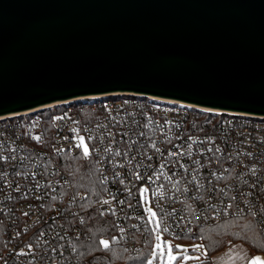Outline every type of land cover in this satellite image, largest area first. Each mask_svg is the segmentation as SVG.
Returning <instances> with one entry per match:
<instances>
[{"label": "built area", "instance_id": "1", "mask_svg": "<svg viewBox=\"0 0 264 264\" xmlns=\"http://www.w3.org/2000/svg\"><path fill=\"white\" fill-rule=\"evenodd\" d=\"M159 98L88 96L0 116V264H117L79 252L88 195L64 154L96 168V206L115 227L103 240L132 256L148 249L145 264H169V245L172 264H213L192 234L200 223L250 216L264 235V116Z\"/></svg>", "mask_w": 264, "mask_h": 264}, {"label": "water", "instance_id": "2", "mask_svg": "<svg viewBox=\"0 0 264 264\" xmlns=\"http://www.w3.org/2000/svg\"><path fill=\"white\" fill-rule=\"evenodd\" d=\"M116 93L264 116V0H0V116Z\"/></svg>", "mask_w": 264, "mask_h": 264}, {"label": "trees", "instance_id": "3", "mask_svg": "<svg viewBox=\"0 0 264 264\" xmlns=\"http://www.w3.org/2000/svg\"><path fill=\"white\" fill-rule=\"evenodd\" d=\"M64 105L50 109L47 116L63 111ZM212 116L211 113L208 114ZM62 167L69 173L75 190L86 191L84 206L85 223L78 243L80 254L86 260L101 259L117 264H145L148 249L142 254L130 255L125 247L113 246L108 249L99 243L105 236L115 231L110 214L98 209L97 202L102 197L103 187L98 180L94 164H89L81 156L64 154ZM200 239L209 250V256L217 253L230 243L245 242L251 250L264 252V235L253 217H232L218 221L200 223L192 233Z\"/></svg>", "mask_w": 264, "mask_h": 264}, {"label": "crops", "instance_id": "4", "mask_svg": "<svg viewBox=\"0 0 264 264\" xmlns=\"http://www.w3.org/2000/svg\"><path fill=\"white\" fill-rule=\"evenodd\" d=\"M264 257V252H255L242 241L230 243L213 254V264H249L253 257Z\"/></svg>", "mask_w": 264, "mask_h": 264}, {"label": "snow or ice", "instance_id": "5", "mask_svg": "<svg viewBox=\"0 0 264 264\" xmlns=\"http://www.w3.org/2000/svg\"><path fill=\"white\" fill-rule=\"evenodd\" d=\"M62 117H57V119H61ZM37 139H39L37 137ZM83 147V151H84V155L85 156H90L91 155V152L88 148V146L86 144H81V145H77V147ZM4 159H7V158H4ZM139 178V177H138ZM145 191H147V189H145ZM105 203H107V201H105ZM153 215H155V213H152ZM159 239V237H158ZM103 247L104 249H108L110 247V242L108 240H100L99 242ZM160 245L158 244L157 245V248H159ZM179 247V246H177ZM167 256H168V261H169V264H172V262H174L175 260H177L179 257L173 253L172 251V248H171V245H169L168 247V251H167ZM184 259H192V257H184ZM196 259H199L198 257ZM148 264H152V261H149ZM249 264H264V257H260V256H256V257H253Z\"/></svg>", "mask_w": 264, "mask_h": 264}, {"label": "bare ground", "instance_id": "6", "mask_svg": "<svg viewBox=\"0 0 264 264\" xmlns=\"http://www.w3.org/2000/svg\"><path fill=\"white\" fill-rule=\"evenodd\" d=\"M102 95H104V94H101V95H90L91 97H99V96H102ZM160 99V98H159ZM164 101H169V102H172V103H175V102H177V101H175V100H171V99H165V98H162ZM74 100V99H73ZM89 100H91V99H89ZM70 101H72V99L71 100H66V101H62V102H56V103H52V104H48V105H45V106H42V107H38V108H46V107H51V106H55V105H59V104H61V103H67V102H70ZM180 103H184V102H181V101H179ZM184 104H186V103H184ZM204 107V106H203ZM38 108H34V109H38ZM205 109H207V110H209V111H213V112H221L222 110H220V109H214V108H210V107H204ZM34 109H31V110H26L27 112L28 111H33Z\"/></svg>", "mask_w": 264, "mask_h": 264}, {"label": "rangeland", "instance_id": "7", "mask_svg": "<svg viewBox=\"0 0 264 264\" xmlns=\"http://www.w3.org/2000/svg\"><path fill=\"white\" fill-rule=\"evenodd\" d=\"M57 108V107H56ZM56 108H54V109H56ZM64 108H66L65 106H64ZM83 144H86L87 145V143L85 142V143H83ZM167 261H168V257H167Z\"/></svg>", "mask_w": 264, "mask_h": 264}]
</instances>
